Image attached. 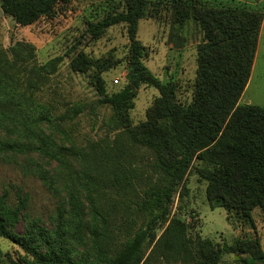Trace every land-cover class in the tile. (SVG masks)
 Returning <instances> with one entry per match:
<instances>
[{
  "label": "trees",
  "instance_id": "16d2710c",
  "mask_svg": "<svg viewBox=\"0 0 264 264\" xmlns=\"http://www.w3.org/2000/svg\"><path fill=\"white\" fill-rule=\"evenodd\" d=\"M67 1L0 0V9L24 27L50 16L57 5ZM160 7L171 28L180 31L191 23L200 37L194 79L185 88L171 80L162 83L144 64L147 51L137 39L138 22L162 16ZM262 21L263 13L259 8L251 9L232 1L123 0L120 10L88 23L86 33L93 40L100 39L110 27L126 26L129 83L111 95L104 92L101 75L115 65L111 59L100 63L78 53L69 66L78 73L97 68L93 76L100 96L98 103L110 106L115 125L121 126L122 132L133 142L151 153L153 163L148 167L157 174V179L145 201H129L132 191L125 194L113 191L116 185L119 187L114 171L115 154L108 149L93 150L87 156L93 162L91 173L83 174L81 179L74 177L75 185L67 193L70 240L59 223L60 214L47 239H42L44 231L35 222L27 224L22 234L17 233L15 226L25 208V199L11 205L7 191L0 196V238L16 244L31 258L32 264H147L149 258L144 259L143 249L150 231L167 216V204L175 188L195 161L198 162L199 179L206 182V198L211 205L243 221H250L253 209H259L264 216V107L238 103L250 79ZM10 49L13 62L9 61V66L14 67L24 55L16 51V46ZM57 61L52 59L40 69L54 68ZM27 74L26 89L32 88L28 95L25 90L19 93L18 83L9 86L19 95V112L24 111L33 96V81L39 82L40 74L33 70ZM141 86L155 88L158 96L147 108L145 120L131 126L128 112ZM182 91L188 92L189 97L181 98ZM80 112L81 109L76 108L71 118ZM44 144L48 146L47 142ZM27 148L26 145L2 143L0 151L24 154ZM60 162L72 175L66 160L60 159ZM132 195V199L138 198L136 193ZM114 197L124 203L121 214L115 207ZM129 210L131 216L124 219L122 216ZM89 214L92 223L88 220ZM137 216L145 220L141 225L136 223ZM35 228L38 229L36 236ZM185 230L183 224L172 223L161 238L170 239L177 255L189 247ZM88 238L94 244V259L73 260L69 243L76 241L83 245ZM42 240L43 252L37 246ZM227 252L239 256L245 253V264L256 261L264 264V251L257 240L237 241L234 246L222 249H215L210 241H198L194 264H215L221 254Z\"/></svg>",
  "mask_w": 264,
  "mask_h": 264
},
{
  "label": "rangeland",
  "instance_id": "374dc122",
  "mask_svg": "<svg viewBox=\"0 0 264 264\" xmlns=\"http://www.w3.org/2000/svg\"><path fill=\"white\" fill-rule=\"evenodd\" d=\"M230 1L244 3L251 9L259 8L263 13L250 79L238 103L264 107V0H222L223 3ZM122 7L123 0H68L57 5L50 16L41 17L24 27L0 9V147L2 143L28 147L24 154L0 151V196L7 191L11 205L25 199V208L15 226L19 234L24 232L27 224L35 222L44 231L41 232L42 239H47L60 214L59 223L70 240L72 230L68 227L67 193L75 185L74 177L81 179L83 174L91 173L93 162L87 156L93 150L108 149L115 154L114 171L119 187L116 185L113 191L120 194L132 191L129 201H145L157 179V174L148 167L153 163L151 153L133 142L122 132L121 126L115 125L110 106L98 103L100 96L93 76L97 68L78 73L69 66L78 53L100 63L111 59L115 65L101 75L104 92L111 95L129 83L126 26L110 27L98 40L86 33L88 23H95ZM162 10L160 7L159 12ZM161 13L159 18H145L138 22L137 39L147 51L144 64L162 83L171 80L185 88L194 79L200 37L191 23L180 31L171 28L165 12ZM14 46L24 56L13 67L9 66V61L13 62L10 48ZM55 58L58 61L54 68L40 69ZM32 70L40 74L39 82L33 81V96L24 111L19 112V95L9 86L18 83L21 86L19 93L25 90L28 95L32 88L26 89L27 72ZM156 96L158 91L152 87L141 86L136 91L128 112L131 126L145 120V112ZM185 97H189V93L182 91L181 98ZM76 108L81 112L71 118ZM60 159L66 160L74 176ZM197 166L195 161L175 188L167 204V216L150 231L143 249L144 259L149 258L147 264H194L198 241H210L215 249H222L234 246L237 241L257 240L264 251V216L261 211L253 209L250 221H243L229 215L223 208L211 205L206 198V182L199 179ZM135 193L138 198L132 199ZM117 200L115 207L121 214L124 203ZM130 213L131 210L126 211L122 217L127 219ZM141 217L135 218L137 225L145 221L144 218L139 220ZM88 220L93 221L90 214ZM172 223L185 226V239L189 241L187 251L179 255L175 254L176 249L169 238L161 240ZM37 233L35 228L34 236ZM37 243L39 250L45 251L43 240ZM155 247L156 251H153ZM68 249L73 253V260L95 257L91 238L83 245L71 241ZM246 257L245 253L240 256L222 253L215 264H245ZM0 264L32 263L16 244L0 238ZM252 264L263 263L256 261Z\"/></svg>",
  "mask_w": 264,
  "mask_h": 264
},
{
  "label": "crops",
  "instance_id": "0c3cea01",
  "mask_svg": "<svg viewBox=\"0 0 264 264\" xmlns=\"http://www.w3.org/2000/svg\"><path fill=\"white\" fill-rule=\"evenodd\" d=\"M242 4H244V3H242ZM248 7V6H247ZM261 29V28H260ZM261 31V30H260ZM259 34H260V32H259ZM258 38H259V36H258ZM257 44H258V42H257ZM257 49V48H256ZM255 54H256V52H255ZM255 58V57H254ZM253 63H254V61H253ZM252 68H253V65H252ZM251 71H252V69H251ZM249 82V81H248ZM247 87V86H246Z\"/></svg>",
  "mask_w": 264,
  "mask_h": 264
},
{
  "label": "water",
  "instance_id": "95a60500",
  "mask_svg": "<svg viewBox=\"0 0 264 264\" xmlns=\"http://www.w3.org/2000/svg\"><path fill=\"white\" fill-rule=\"evenodd\" d=\"M0 14H1V11H0Z\"/></svg>",
  "mask_w": 264,
  "mask_h": 264
}]
</instances>
